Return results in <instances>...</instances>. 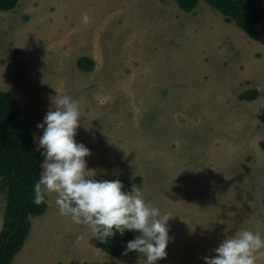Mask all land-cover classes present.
<instances>
[{
    "label": "rangeland",
    "instance_id": "rangeland-1",
    "mask_svg": "<svg viewBox=\"0 0 264 264\" xmlns=\"http://www.w3.org/2000/svg\"><path fill=\"white\" fill-rule=\"evenodd\" d=\"M0 90L33 137L52 96L78 102L75 139L95 179H119L175 215L157 264H205L237 229L264 238V44L206 2L189 13L174 0H18L0 10ZM246 90L259 95L241 101ZM47 198L16 264H144L100 250ZM4 205L0 194V227ZM256 256L264 264V249Z\"/></svg>",
    "mask_w": 264,
    "mask_h": 264
},
{
    "label": "clouds",
    "instance_id": "clouds-1",
    "mask_svg": "<svg viewBox=\"0 0 264 264\" xmlns=\"http://www.w3.org/2000/svg\"><path fill=\"white\" fill-rule=\"evenodd\" d=\"M50 101L49 110L36 125L42 135L33 137L43 157L33 203H47L46 197L55 193L61 215L87 226L92 236L104 243L117 233L123 236L126 231H135L137 235L126 243L123 255L135 251L144 264H157L167 256L171 239L168 222L175 215L148 203L139 188L126 191L119 179H95L96 171L85 159L91 150L75 139L83 115L78 102L67 94L52 96ZM82 239L77 236L76 243ZM261 249L264 238L260 234L237 229L214 249L216 255L203 260L205 264H256V253Z\"/></svg>",
    "mask_w": 264,
    "mask_h": 264
},
{
    "label": "trees",
    "instance_id": "trees-1",
    "mask_svg": "<svg viewBox=\"0 0 264 264\" xmlns=\"http://www.w3.org/2000/svg\"><path fill=\"white\" fill-rule=\"evenodd\" d=\"M18 0H0V10L10 11ZM184 12H192L200 0H174ZM219 12L227 23H235L247 36L264 44V0H202ZM77 67L84 72L92 70L94 61L81 56ZM257 90L239 94L241 101H253ZM43 157L35 146L29 123L24 118L16 98L0 90V194L5 195V205L0 227V264H12L29 236L30 216L45 213L47 203L36 205L34 184L39 179ZM138 177L136 182L140 183ZM48 201V198L46 197ZM135 231L117 233L107 243L96 237L100 250L116 257L129 258L138 253L123 255L126 243L135 238Z\"/></svg>",
    "mask_w": 264,
    "mask_h": 264
},
{
    "label": "crops",
    "instance_id": "crops-1",
    "mask_svg": "<svg viewBox=\"0 0 264 264\" xmlns=\"http://www.w3.org/2000/svg\"><path fill=\"white\" fill-rule=\"evenodd\" d=\"M30 218H31V216L29 217V219H30ZM29 233H30V231H29ZM27 240H28V237H27ZM27 240H25V243L27 242ZM25 243H24V244H25ZM23 246H24V245H23ZM22 248H23V247H22ZM15 256H16V255H15ZM23 257H24V256H23ZM14 258H15V257H14ZM25 258H27V257H25ZM16 262H17V261L13 259L12 264H16ZM25 262H26V259L23 258V260H22L21 262H19V264H24ZM59 263H60V261H59Z\"/></svg>",
    "mask_w": 264,
    "mask_h": 264
}]
</instances>
